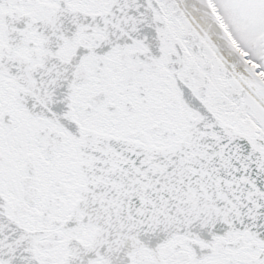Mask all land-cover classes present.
Wrapping results in <instances>:
<instances>
[{"label": "snow or ice", "instance_id": "6c2138e0", "mask_svg": "<svg viewBox=\"0 0 264 264\" xmlns=\"http://www.w3.org/2000/svg\"><path fill=\"white\" fill-rule=\"evenodd\" d=\"M0 264H264V0H0Z\"/></svg>", "mask_w": 264, "mask_h": 264}]
</instances>
